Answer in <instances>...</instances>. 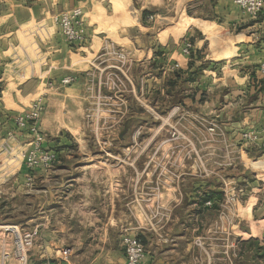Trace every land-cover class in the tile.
<instances>
[{
  "label": "crops",
  "instance_id": "1",
  "mask_svg": "<svg viewBox=\"0 0 264 264\" xmlns=\"http://www.w3.org/2000/svg\"><path fill=\"white\" fill-rule=\"evenodd\" d=\"M106 1L114 6L116 18L122 19L116 37L128 41L117 43L141 52L140 58H135V65L153 63L158 66L146 73L148 83H142L144 86L136 83L134 90L139 96L150 91L151 87L154 91L164 92V74L169 62H177V67L188 69L191 58H185L184 63L174 59L176 49L167 43L169 36L182 37L191 28H197L203 36L191 35L193 48L201 51V46L208 41L213 55L218 52L217 48L219 57L235 52L233 60H225L223 65V70L227 67L230 72L234 71L231 75L222 74L230 76V80L214 86L220 88L223 85L222 93H225L220 99L227 104L220 110L226 119H223L224 124L233 130L242 161L252 169L251 181L245 188V200L239 203L247 214L239 213L238 209V220L236 218L235 232L240 238L234 264H264V180L255 172L264 169V159L250 157L251 154L264 155V152L256 145L246 146L241 139V133L247 129L258 130L264 138V71L260 68L264 62V6L254 16L243 11L234 0H190L201 11L208 8L213 19H221L227 27L236 29L232 36L239 39L230 44L215 19L188 14L186 6L180 3L176 17L168 20L162 31L169 28L175 34L170 33L165 38L160 32L164 43L137 46L147 29L140 16L145 18L148 13L160 15L162 8L166 7V0H0V201L8 189L17 201L20 174L25 170L17 163L12 167L17 158H4L1 150L2 145L9 142L14 144L12 154L16 155L21 147L19 144L26 145L29 140L27 131L15 125L18 113L28 109L34 100L42 99L45 108L41 126L47 139L54 137L63 142L62 133L69 132L73 136V130L82 133L87 88L92 74L88 69L96 56L90 60L87 58L101 48V41L107 37L101 31L110 30L108 26L115 17L108 14ZM136 1H139V8ZM76 6L82 7L90 34V40L84 46L67 41L58 24L59 13ZM145 11L147 14L144 15ZM106 19L109 24L103 25ZM223 42L229 48L225 49ZM160 69H164L162 74ZM208 73L215 74V71ZM69 75H75L76 81L58 85L60 79ZM130 75L134 77L132 73ZM232 75L236 87L230 83ZM224 77L218 76L216 80H224ZM152 80L158 81V87L151 86ZM202 85L194 81L189 85L190 88L183 93L185 105L202 103L203 94L212 89V86L205 88ZM203 102L206 105L199 104L203 110L211 104L214 106L213 101ZM124 116L125 110L121 117ZM9 133L14 137L9 138ZM76 152L82 159L90 161L82 160L80 166H73L68 162L73 153L60 150L53 166L37 173L40 181L27 187V193L32 197L40 195L37 203L35 199L31 202L24 221L39 222L42 225L39 233L43 238V249L35 247L28 264H39L43 260L56 264H125L123 238L126 229L136 234L147 248V256L140 264H196L198 251L193 239L199 235L209 238L214 235L215 231L207 226L216 217L215 208L223 205L219 198L209 197V189L199 183H192L185 191L174 186L169 200L155 199L154 209L160 208V213H152L147 208L143 224L133 206L146 203L144 197L139 198L140 192L137 193L143 187L139 188L138 184L144 182L141 178H133L138 187L133 189L135 198H132V167L125 165V160L121 163L109 161L110 158L124 159L129 153L125 150H107L101 154L90 150ZM247 168L240 172L241 177ZM164 209L168 212L163 213ZM251 221L256 225L252 226ZM10 264L19 262L14 259Z\"/></svg>",
  "mask_w": 264,
  "mask_h": 264
},
{
  "label": "rangeland",
  "instance_id": "2",
  "mask_svg": "<svg viewBox=\"0 0 264 264\" xmlns=\"http://www.w3.org/2000/svg\"><path fill=\"white\" fill-rule=\"evenodd\" d=\"M136 2L135 5L139 8V1ZM180 3L186 6L188 14L208 20L215 19L228 38L236 32V29L227 27V25L222 23L221 19H213V15L208 8H204L201 11L198 7L191 4L190 0H166V7L162 8L163 13H159L160 15L148 13L145 18L142 15L140 16L147 29L137 46L164 43L159 34L165 29L168 20L176 17V11ZM105 6L108 9V14L115 16L114 6L109 1H106ZM62 12L59 13L58 17ZM117 12L118 10H116ZM114 20L110 21L111 24L107 22L109 19L105 20V24L101 21L103 25L109 24L108 28L110 30L101 31V34L107 37L101 41V48L97 53L87 58L90 60L96 56V59L90 62L92 65L88 69V72L92 73L90 76L92 79H89L90 85L87 88L82 133L76 130H73L74 136L72 134L70 136L69 132L67 134L62 133L63 142H60L58 138L48 137L44 143V148L53 150L56 153L60 150L72 152L73 154L68 158V162L73 166H80L82 164L80 161L82 160L90 161V159H82L76 154V151L79 150H90L97 152L96 154H101L107 150L115 152L127 151L129 157H125L124 159L110 158L109 161L111 163L120 161L121 163L125 160V165L132 167V171H134L131 174L132 185L130 192L132 193V198H135L133 189L143 186L137 193L140 192L139 198L142 199L144 197L146 203L144 205V202H140L136 206H133L143 224L145 222L144 213L147 208H150L149 210L152 213H160V208L154 209L155 199L169 200L173 196L172 189H174V186L185 191L184 189H189L192 183L201 184L202 187L209 189L212 198H219L223 205L215 208L216 217L207 226V228L210 227L215 231L214 235L210 236L211 238L199 235L193 239V243L198 251L196 264H206L209 255H213V252H217L219 262L234 264V257L238 249V239L240 238L235 232L236 218L238 220V209L239 213L243 215L247 214L240 208L239 203L245 200V188L251 181L250 174L252 173V169L247 168L242 161V157L238 151V146L240 145L234 138L233 130L231 131V127L224 124L223 119L225 118L221 114L223 110H220L224 104H227V102L222 101L223 98L222 100L220 99V95L225 93H222L223 85L220 88L214 86L219 85V83H227V79L230 80V76L224 77L222 74L227 72L228 75H231L234 71L230 72L228 70L230 68L227 67L223 70V65L225 60H233L232 57L235 52L219 57V49L217 48L218 52L215 53L216 55H213L208 41L204 42L201 46V51H199L202 58L197 59L199 61L195 62L194 67L201 65L203 67L193 81L197 82L198 85L203 84L202 86L205 88L212 86L208 94H203L202 103L204 104L203 100L208 103L213 101L214 106L211 104L203 110V107H199V104L202 103H194L190 107L183 103V99H181L184 98L183 93L186 89L190 88L189 85L193 81L189 80L190 82L188 83L185 80L188 75L187 71L177 67V62H169L167 72L164 74L163 93L159 90L154 91L151 87L150 91L148 90L145 94L143 93L139 96L134 90L137 84L144 86L142 83H148V81H145V79L149 78L145 76L146 73L152 72L158 66L153 63V65H147L146 63L135 65V60L140 58L141 52L133 51V47L126 48L117 43V41H121L116 37V32L118 24L122 19L115 16ZM102 29L105 28L102 27ZM136 31L139 33V30L136 29ZM114 32L115 34H113ZM85 33L87 40L83 43H77L80 46L86 45L90 40L87 25H85ZM170 33L175 34L174 31L168 28L162 32V35L166 38ZM191 35L197 38L203 36L197 28H191L182 37L181 35L176 36V38L169 36L166 40L170 44V47L176 49L174 59L179 60L180 63H184L185 58H191L192 52L189 56L183 53L185 43L187 41L194 42V38ZM196 42L199 44L198 41ZM222 45L225 49L229 48V45L225 42ZM192 51L196 53L198 50L194 47ZM117 52L126 53L127 63L122 70L125 71L126 65L130 64L126 72L128 74L132 73L134 77L132 78L130 75L129 80L126 81L124 79L127 90L116 94L114 89L104 87L103 85L100 88L98 82L101 73L106 74V72L112 71H116L115 73L124 78L121 70L112 67V65L120 63ZM194 67L192 71H195ZM179 70L182 73L178 77L177 71ZM212 70L215 71V74L208 73ZM163 71L164 69H160L159 73L162 74ZM205 71L207 72L206 74H204ZM218 76L225 79L216 80ZM214 79L216 83H214ZM231 79L233 80L230 82L231 85L236 87L233 75ZM158 85V81L152 80L151 86L158 87ZM178 97L180 100H176ZM25 103L28 104L29 101L26 100ZM211 109L212 111L210 112ZM124 110L125 116L122 118L121 115ZM111 115H113L112 118ZM118 122L119 124H117ZM210 127H214V130H210ZM75 135L80 142L76 139ZM29 141L30 139L26 145L24 143L19 144L21 147H18L20 149L16 155L2 150L4 158L5 156L10 159L17 158L18 162L13 161L12 167L17 163L19 167H25V170L24 173L20 174L23 177L19 178L20 190L17 201H14V196L11 195L10 189L6 190L7 194L0 201V222L1 224L18 225L24 231H35L32 248L29 253V258L31 259V252L35 247L40 250L43 249V238L39 233L42 227L39 222L26 223L24 221L31 202L35 199L37 203L39 199L37 196L40 195L37 194L32 197L27 193V187H33L36 181H40V175L38 176L37 173L49 170L54 163L49 169H29L26 162L20 157L21 151L28 147ZM11 145L14 147V144ZM250 157L264 159L263 154H251ZM243 159L246 162V156ZM103 160L106 161V159ZM246 168L245 175L241 177V173ZM255 172L264 180V169ZM30 175L32 176L33 183L28 185ZM133 178L135 180L141 178V181L144 182L143 185L138 184L137 186V181L134 182ZM134 183L136 184L134 185ZM233 196H235L234 199ZM162 212L165 213L168 210L164 209ZM254 225L256 224L252 222V226ZM12 246V242H8L7 246L4 247L2 239L0 240V264H10L12 260L16 259ZM223 251H227V254ZM16 261L18 262L17 259Z\"/></svg>",
  "mask_w": 264,
  "mask_h": 264
},
{
  "label": "built area",
  "instance_id": "3",
  "mask_svg": "<svg viewBox=\"0 0 264 264\" xmlns=\"http://www.w3.org/2000/svg\"><path fill=\"white\" fill-rule=\"evenodd\" d=\"M235 3L246 13L250 15H257L264 6V0H234ZM85 14L80 6L73 7L71 9L63 11L58 17V24L60 30L69 42L83 43L87 39L85 33ZM193 49V43L187 41L183 47V53L190 55ZM118 65H112L113 68L121 70L120 76L116 71L101 73L99 75V87H108L114 89L116 93H123L127 90L125 80H129L128 72H126L130 66L127 63L126 53L117 52ZM260 68L264 71V62L261 63ZM104 74V75H103ZM125 79V80H124ZM73 81H76L75 75L65 76L60 79V86H65ZM45 104L42 99H36L32 102L28 109H24L15 116V125L19 129H25L29 135L28 147L21 151L20 157L26 162L29 169H49L57 159V153L53 150L44 148V143L47 139V135L41 126V116L44 111ZM210 130H214V127H210ZM9 138L14 137L13 133H9ZM241 139L247 146L250 144L256 145L261 151L264 152V138L261 133L256 129H247L241 133ZM7 153H13L14 147L11 143L6 142L2 145V149ZM33 183L32 176H29L28 185ZM235 196H233V199ZM210 203V202H208ZM35 231L29 232L21 230L18 225L1 224L0 223V240L2 239V245L7 246L8 242H12L13 254L18 260L19 264H28L29 253L33 244V236ZM123 244L125 248L126 260L125 264H140L147 256V248L143 241L134 234L131 230L126 229L124 232ZM221 252V251H218ZM227 254V251H223ZM39 264H56L53 261L43 260ZM206 264H226L219 262L217 252H213V255H209ZM232 264V263H231Z\"/></svg>",
  "mask_w": 264,
  "mask_h": 264
},
{
  "label": "trees",
  "instance_id": "4",
  "mask_svg": "<svg viewBox=\"0 0 264 264\" xmlns=\"http://www.w3.org/2000/svg\"><path fill=\"white\" fill-rule=\"evenodd\" d=\"M145 14H147V11L144 12V15ZM201 58H202V56H201L199 51H196V53H193V51H192L191 59L189 61V67L186 70L187 74H188L187 77L185 78L186 81H189V80L193 81V80L196 79L195 78L196 75H198V73L200 72V70L202 69L203 66L201 65V66H198V67H194V64H195L197 59H201ZM193 67H194L195 71H192ZM177 72H178L177 73L178 77L181 76L182 71L179 70ZM0 93H1V84H0ZM177 94L179 95V93H177ZM180 97H181V95H180ZM176 100H180V98L178 97ZM210 196L212 197V194H210L209 197Z\"/></svg>",
  "mask_w": 264,
  "mask_h": 264
},
{
  "label": "bare ground",
  "instance_id": "5",
  "mask_svg": "<svg viewBox=\"0 0 264 264\" xmlns=\"http://www.w3.org/2000/svg\"><path fill=\"white\" fill-rule=\"evenodd\" d=\"M239 39V37L238 36H231V37H227V39H226V42L227 43H230V44H234L235 43V41H237Z\"/></svg>",
  "mask_w": 264,
  "mask_h": 264
},
{
  "label": "water",
  "instance_id": "6",
  "mask_svg": "<svg viewBox=\"0 0 264 264\" xmlns=\"http://www.w3.org/2000/svg\"><path fill=\"white\" fill-rule=\"evenodd\" d=\"M191 1H193V0H191Z\"/></svg>",
  "mask_w": 264,
  "mask_h": 264
}]
</instances>
